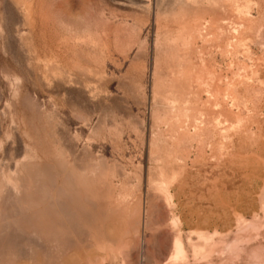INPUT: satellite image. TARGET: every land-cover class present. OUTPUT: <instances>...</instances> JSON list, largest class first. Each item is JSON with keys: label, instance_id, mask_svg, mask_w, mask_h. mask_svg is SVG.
Returning <instances> with one entry per match:
<instances>
[{"label": "rangeland", "instance_id": "374dc122", "mask_svg": "<svg viewBox=\"0 0 264 264\" xmlns=\"http://www.w3.org/2000/svg\"><path fill=\"white\" fill-rule=\"evenodd\" d=\"M0 264H264V0H0Z\"/></svg>", "mask_w": 264, "mask_h": 264}, {"label": "bare ground", "instance_id": "6f19581e", "mask_svg": "<svg viewBox=\"0 0 264 264\" xmlns=\"http://www.w3.org/2000/svg\"><path fill=\"white\" fill-rule=\"evenodd\" d=\"M36 169L33 170V174L35 172ZM38 170V169H37ZM32 171V170H31ZM33 176V175H32ZM32 178V177H31ZM39 183V182H38ZM46 184V183H45ZM3 185V183H2ZM25 186H26V181H25ZM49 187V185H48ZM42 188V187H41ZM43 189V188H42ZM11 190V189H10ZM15 190V189H14ZM48 190V189H47ZM16 191V190H15ZM45 191V189H44ZM49 191V190H48ZM4 192V191H3ZM10 194V193H9ZM19 199V198H18ZM22 199V198H21ZM23 200V199H22ZM20 201V200H19ZM23 204V203H22ZM174 250H175V257L176 259H180V258H184L185 257V250L183 247V244L181 242V240L179 238L175 239L174 241Z\"/></svg>", "mask_w": 264, "mask_h": 264}]
</instances>
